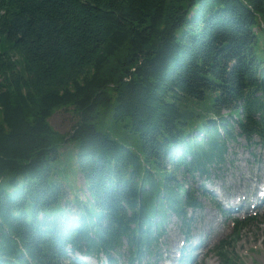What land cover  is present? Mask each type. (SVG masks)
<instances>
[{"label": "trees", "instance_id": "16d2710c", "mask_svg": "<svg viewBox=\"0 0 264 264\" xmlns=\"http://www.w3.org/2000/svg\"><path fill=\"white\" fill-rule=\"evenodd\" d=\"M63 107L69 133L49 123ZM239 137L264 146V0H0V264L151 257ZM75 169L84 199H66ZM256 220L220 264H243L228 249Z\"/></svg>", "mask_w": 264, "mask_h": 264}, {"label": "rangeland", "instance_id": "374dc122", "mask_svg": "<svg viewBox=\"0 0 264 264\" xmlns=\"http://www.w3.org/2000/svg\"><path fill=\"white\" fill-rule=\"evenodd\" d=\"M77 117L71 107L58 108L49 117L50 125L60 133H69ZM103 130L120 142L137 146V134L122 125L113 123L111 116L104 115ZM248 143L243 138L227 144L226 162L219 169L211 171L208 178L196 177L197 185L206 183L210 195L202 194L200 206L189 210L187 225L179 218L171 216L164 225V234L157 244L156 252L133 264H220L215 248L228 239L234 231V219L255 215L256 221L246 224L238 232V238L228 249L237 255L243 264H264V203L257 197L264 188V146L256 142ZM66 147L67 162H72L74 153ZM68 165L61 163L55 171ZM61 172V171H60ZM63 177V182L71 188L66 199L76 193L81 199L87 196L83 178L76 172ZM189 182L192 183L191 179ZM4 178L0 190H8ZM74 199V198H73ZM259 203L257 207H254ZM237 207L239 210H237ZM186 237V238H185ZM180 241V242H179ZM126 249L111 264H130ZM187 255L184 261V256ZM79 258L81 256H78ZM85 264H105L94 257H81ZM238 261V260H237Z\"/></svg>", "mask_w": 264, "mask_h": 264}, {"label": "bare ground", "instance_id": "6f19581e", "mask_svg": "<svg viewBox=\"0 0 264 264\" xmlns=\"http://www.w3.org/2000/svg\"><path fill=\"white\" fill-rule=\"evenodd\" d=\"M237 209V208H236Z\"/></svg>", "mask_w": 264, "mask_h": 264}]
</instances>
